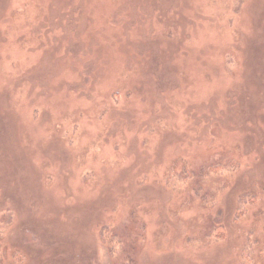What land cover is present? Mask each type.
<instances>
[{
  "label": "rangeland",
  "instance_id": "1",
  "mask_svg": "<svg viewBox=\"0 0 264 264\" xmlns=\"http://www.w3.org/2000/svg\"><path fill=\"white\" fill-rule=\"evenodd\" d=\"M0 264H264V0H0Z\"/></svg>",
  "mask_w": 264,
  "mask_h": 264
},
{
  "label": "trees",
  "instance_id": "2",
  "mask_svg": "<svg viewBox=\"0 0 264 264\" xmlns=\"http://www.w3.org/2000/svg\"><path fill=\"white\" fill-rule=\"evenodd\" d=\"M245 198V197H244ZM245 199H247V200H252V201H254L255 200V198L254 197H246Z\"/></svg>",
  "mask_w": 264,
  "mask_h": 264
}]
</instances>
